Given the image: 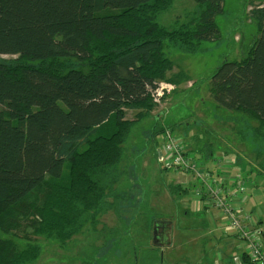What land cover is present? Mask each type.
<instances>
[{"label":"trees","instance_id":"1","mask_svg":"<svg viewBox=\"0 0 264 264\" xmlns=\"http://www.w3.org/2000/svg\"><path fill=\"white\" fill-rule=\"evenodd\" d=\"M194 1L185 20L167 27L157 19L174 0H0V54L16 56L0 61V264L39 257L37 243L15 241L23 231L63 245L101 213L122 208L107 197L122 176L123 144L155 108L158 83L187 80L181 69L171 73L165 49L196 53L217 36L223 0ZM249 15L258 37L246 56L216 68L209 94L238 114L240 139L249 132L253 150L241 154L217 137L194 147L195 135L186 144L203 163L230 158L245 187L264 180V3ZM156 127L153 135H163L176 125ZM255 228L264 248L256 220ZM160 251L150 249V264ZM240 264L257 263L242 249Z\"/></svg>","mask_w":264,"mask_h":264},{"label":"rangeland","instance_id":"2","mask_svg":"<svg viewBox=\"0 0 264 264\" xmlns=\"http://www.w3.org/2000/svg\"><path fill=\"white\" fill-rule=\"evenodd\" d=\"M259 3H264V0H223L222 10L214 18L218 30L216 38L202 41L196 53H186L173 47L165 49L173 61L171 73L181 69L187 74V80L177 86L174 84L149 115L133 125L123 144L124 157L119 165L122 176L107 197L108 203L122 208L116 206L101 213L95 225H85L63 245L53 239L33 235L30 230V236L26 237L29 234L25 235L23 231L22 235L14 238L20 247L30 239L41 248L39 257L29 264H150L148 261L152 254L149 251L156 245L162 249H158L161 260L156 264H201V256L204 264H219L211 253L224 248L217 246L218 240L213 244L211 240L219 237L222 231L231 233L233 227L224 211L200 198L195 189H207L209 181L212 184L214 178L220 180L218 175H230L234 167L230 158L221 162L211 159L212 162L207 163L213 167L211 170L208 168L206 176L198 166L207 163L200 162L190 152L191 146L186 144L195 135L194 147H199L206 138L215 140L217 137L241 154L253 150L249 132L244 140L240 139L238 114L216 105L210 97L209 87L219 65L248 54L259 34L249 10ZM195 7L194 0H174L173 6L157 20L164 26H171L177 18L185 20V13ZM14 57L0 54V61ZM135 113L131 111L129 118L133 119ZM171 124L176 125L171 133L183 141V153H188L180 162L174 161L170 150L163 148L165 139L162 133H152L154 126ZM199 125L202 130L198 129ZM199 178H207L208 185L201 187ZM256 182L250 181L245 192L232 197V201L245 212L251 213L252 209L254 221L260 217L264 222V180L260 178ZM175 186L182 190L187 188V192L179 193ZM122 195L126 197L125 203L119 202ZM242 197L246 200L240 204ZM116 210H120L121 215ZM156 220L168 221L169 237L164 245L154 244L152 227ZM262 228L264 230V226ZM241 246L246 249L243 243ZM230 251L229 248L227 252ZM240 253H231L229 263L240 264Z\"/></svg>","mask_w":264,"mask_h":264},{"label":"built area","instance_id":"3","mask_svg":"<svg viewBox=\"0 0 264 264\" xmlns=\"http://www.w3.org/2000/svg\"><path fill=\"white\" fill-rule=\"evenodd\" d=\"M173 86L174 84L170 82L160 81L157 87L151 91L153 102L156 104L160 103L162 98ZM163 137L165 139V147L163 148L171 151H169V153L174 156V161L180 162L184 156H187L188 153H186V151L183 153L182 140L176 138L170 130L166 129L163 133ZM189 157L195 159L192 155H189ZM218 157L219 158L215 159V161L221 162V160L224 161L223 159H227L221 156ZM230 164L232 165L231 160ZM220 165L223 164L221 163ZM173 166L175 167V165ZM192 167L195 169L194 165H192ZM198 167L202 169V172H208L206 165ZM205 175L207 176V173H205ZM193 177L195 176L193 175ZM218 179L220 180L218 181L214 178L212 184L209 181L207 189H195L196 194H198L200 198L209 201L214 207L224 211L225 216H227L230 221V225L233 227L232 230L236 233L237 237L246 244V249L251 261L257 264H264V248L258 240V231L255 228V221L252 219V213L243 211L239 205H235L232 201V197H239V195L245 192L246 187L244 186L241 176L233 169L230 175H218ZM199 181L203 188L208 185L207 178H199ZM245 200L246 197H242L239 203L242 204Z\"/></svg>","mask_w":264,"mask_h":264},{"label":"crops","instance_id":"4","mask_svg":"<svg viewBox=\"0 0 264 264\" xmlns=\"http://www.w3.org/2000/svg\"><path fill=\"white\" fill-rule=\"evenodd\" d=\"M251 211H252V209H251ZM260 219L261 218L259 217V220H256V222L258 223L259 229L262 231L261 233H262L263 242H264V230L262 228V226H264V222L262 219H261L262 221ZM217 230H218V228H217ZM168 233H169V230H168ZM232 233H233V231L231 233L228 231L227 232L222 231V233L220 232L219 237H217L216 239L213 238V240H211L212 244L218 240L217 246L219 244L224 248V249H219V250H212V244L210 245V248L212 250L211 254H213L215 261L216 260L219 261V264H232L231 261L229 263V260H228V259L232 260L231 253L237 254V252H241L242 251V246H241L242 243L245 247V243L243 241L239 240L238 238H235ZM206 240H208L207 237H206ZM157 247H158V249L162 250L161 247H159V246H157ZM229 248L231 249V251L227 252V250H229ZM225 259H227L228 262ZM199 261H201V264H204V258H202V256L199 257Z\"/></svg>","mask_w":264,"mask_h":264},{"label":"water","instance_id":"5","mask_svg":"<svg viewBox=\"0 0 264 264\" xmlns=\"http://www.w3.org/2000/svg\"><path fill=\"white\" fill-rule=\"evenodd\" d=\"M159 224L163 223V224H168L167 220H160L158 222ZM158 225V224H157ZM162 228L164 229V232L161 234V236H154V244H166L168 243V237H169V233H168V227L167 226H162Z\"/></svg>","mask_w":264,"mask_h":264},{"label":"flooded vegetation","instance_id":"6","mask_svg":"<svg viewBox=\"0 0 264 264\" xmlns=\"http://www.w3.org/2000/svg\"><path fill=\"white\" fill-rule=\"evenodd\" d=\"M160 221V220H159ZM158 220H156L155 221V223H154V225H153V231H152V234L154 235V236H161V234L164 232V229L162 228V226H167L168 227V225L167 224H159L158 222H159ZM158 224V225H157ZM169 230V229H168Z\"/></svg>","mask_w":264,"mask_h":264}]
</instances>
